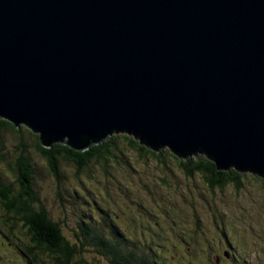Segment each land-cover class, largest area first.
Segmentation results:
<instances>
[{"label":"water","instance_id":"95a60500","mask_svg":"<svg viewBox=\"0 0 264 264\" xmlns=\"http://www.w3.org/2000/svg\"><path fill=\"white\" fill-rule=\"evenodd\" d=\"M0 119L264 178V0H0Z\"/></svg>","mask_w":264,"mask_h":264},{"label":"rangeland","instance_id":"374dc122","mask_svg":"<svg viewBox=\"0 0 264 264\" xmlns=\"http://www.w3.org/2000/svg\"><path fill=\"white\" fill-rule=\"evenodd\" d=\"M19 128V135L11 128L6 129L0 140V155L3 157L0 175L5 182L12 184L17 177L10 168L17 170L15 148L21 139L31 145L35 139L27 128ZM119 142L120 151L114 150L108 172H101L98 166L77 172L74 165L65 163L61 166L60 180H55L46 162L32 152L39 204L53 221L61 224L63 236L69 243L77 244L79 239L84 240L83 257L76 253L72 264H84L83 260L96 256L92 244L97 242L94 237L100 238L99 234L107 237L109 230L101 224L106 220H116L120 224L124 230L121 235L126 240L120 239L124 242L147 240L149 227L142 225L145 219L130 214L134 210V202L142 203L154 214L183 216L179 226L181 232L177 236L166 233L162 238L165 244L159 249H170L158 251L163 254L160 258L162 264H207L214 259L217 254L201 248L199 236L194 231L197 224L207 231L220 227L223 238L227 239L228 245L235 247L236 259L242 264H264V179L246 172L239 188L232 185L211 188L198 173L190 176L183 173L170 153L159 152L163 159L158 162L150 155L140 157L138 150L131 148L123 136ZM159 206L165 209L163 213ZM11 216L0 204V264H29V254L21 251L29 244L26 227ZM93 217L98 218L99 224ZM89 218H93L94 223L89 225ZM82 219L84 227L89 225L93 229L91 237H86L79 229ZM133 223L131 230L128 227ZM241 241L246 245L252 242L259 245L242 250L238 248L243 244ZM143 250L149 254L145 247ZM174 250H185L181 253V260L173 255ZM222 260L227 263L226 258ZM97 264L110 263L100 259Z\"/></svg>","mask_w":264,"mask_h":264},{"label":"trees","instance_id":"16d2710c","mask_svg":"<svg viewBox=\"0 0 264 264\" xmlns=\"http://www.w3.org/2000/svg\"><path fill=\"white\" fill-rule=\"evenodd\" d=\"M24 127V126H21ZM11 128L16 134H20V128H15L10 122L0 119V140L6 129ZM26 128V127H25ZM30 131V130H29ZM18 134V135H19ZM34 143L25 142L21 139L20 145L15 148V154L17 156L16 172L11 171L17 176L15 182L7 183L0 175V204L5 213L12 217L17 222H21L26 227L27 234L29 236V244L27 251L31 255H35L36 252H49L53 254L57 264H70L73 262V257L76 253L83 257L84 240H78L77 244H71L63 236L61 224L58 221H53L49 216L43 205L39 204V198L36 192L35 184V171L33 165L32 152H36L45 162L47 168L54 175L55 180L61 179V166L62 164L69 163L76 167L77 172H81L86 168L98 166L103 173L108 172L110 157L114 154V150H118V144L123 136L127 140L131 148L138 150L140 157L150 155L158 162H162V156L159 152L170 153L174 159V163L188 176L198 173L200 177H204L207 184L214 188L215 186L224 187L232 185L235 188L241 186V182L244 179L246 172H240L233 168L228 170H218L215 164L209 160L206 155H199L198 157L187 156L186 158H180L173 155L168 149L154 152L143 145H140L134 138L130 139L127 135H113L106 139L91 144L86 150L76 151L66 146L65 144L55 143L50 148H44L38 142V138L34 135ZM3 157L0 155V161ZM255 176V175H254ZM15 185V186H14ZM155 196H152L151 200L154 201ZM34 203L37 206L34 207ZM134 210L130 214L141 215L145 218V222L151 226L152 232L159 235L164 228L154 222L160 221L162 214H154L148 207L144 208L142 203L134 202ZM159 211L163 213L165 209L161 206L158 207ZM87 215V214H84ZM156 217V218H151ZM94 218V217H93ZM89 218V225L91 223H98V218ZM181 214H173L175 225H178L182 220ZM16 223V222H15ZM105 227L109 230L107 237L102 234L100 238L94 237L97 241L95 244L96 256L89 260H83L84 264H97L100 259L102 261L109 260L110 264H144L145 256L142 253H136L131 250L129 244L121 239L123 238L122 228L120 224L115 220L110 222L106 220ZM84 227V221L82 219L79 224V229L86 235L91 237L93 229L90 226ZM15 226V224H14ZM122 234V235H121ZM121 238V239H120ZM126 240V238L124 239ZM165 241V240H163ZM257 243H250L247 245L253 246ZM235 247L230 246L228 252L233 257L236 255L233 251ZM239 260V259H238Z\"/></svg>","mask_w":264,"mask_h":264},{"label":"flooded vegetation","instance_id":"af4514ba","mask_svg":"<svg viewBox=\"0 0 264 264\" xmlns=\"http://www.w3.org/2000/svg\"><path fill=\"white\" fill-rule=\"evenodd\" d=\"M137 215V214H136ZM138 219H145L143 218L141 215H137ZM151 218H156V217H152ZM160 221L158 222V220L156 222H154V225H156L157 223H159L160 226H162L164 228V230L159 234L156 235L154 232H152L151 226L149 224H147L146 222H144L142 225L145 227H149L148 228V236L149 238L145 241H141L139 240L138 242H130V240H127L126 242L129 244V246L131 247V250H134L135 252H140V253H144V256L148 257L149 254H145V251L143 250V247L146 248V250H150V251H160V250H165V251H170V249H159L160 246H163L165 244V242L163 241L164 239H162L166 233H170L172 235L177 236L181 231L179 230V226L182 222V220L180 221V223L178 225H175L174 221H172L173 216L169 215V214H162L160 216ZM134 223L129 226V229H133ZM193 227L190 228V230ZM194 231L198 234L199 236V241H200V245L201 248H203L204 251H213V255L217 254L216 256H214V259L207 263V264H242L241 261L237 260L235 257H233L231 254H229L228 250L230 248V245H228L227 243V239L223 238L222 236V229L220 227H218L217 229H213L212 231H207L204 230L202 228L201 224H197V226H194ZM190 241V239H189ZM243 244L239 245L238 248H241L242 250H245L247 248V245L241 241ZM259 244H257L258 246ZM28 246V245H27ZM27 246L24 247V249H21L22 253L27 251ZM193 249L196 250V248L194 247ZM185 252V250H174L173 255L177 256L178 260L182 259L181 253ZM29 254V253H28ZM27 255V254H26ZM28 257H30L29 259V264H57L56 260L53 257V254L49 253V252H42V251H38L35 253V255H27ZM161 256H163V254H161ZM159 253L156 255L154 254L153 260L151 259V261L147 258V260L144 261V264H162L161 260L157 261L156 258L158 259L159 257ZM223 258L227 259V263L222 260ZM196 263V262H194ZM72 264V263H70Z\"/></svg>","mask_w":264,"mask_h":264},{"label":"clouds","instance_id":"9594fccd","mask_svg":"<svg viewBox=\"0 0 264 264\" xmlns=\"http://www.w3.org/2000/svg\"><path fill=\"white\" fill-rule=\"evenodd\" d=\"M21 126H24V125H20V127H21ZM24 127H26V126H24ZM26 128H27V127H26ZM27 129L30 130L29 128H27ZM30 132L33 133L31 130H30ZM33 134H34V133H33ZM34 135L37 136V134H34ZM118 135H119V134H118ZM112 136H113V135H112ZM37 138H38V136H37ZM38 142H39V141H38ZM163 149H164V148H163ZM202 154H203V153H202ZM199 155H201V154H200V153H197L195 156H194V154H191V155H189V156L198 157ZM203 155H204V154H203ZM251 174H252V173H251ZM255 176H257V175H255ZM262 179H264V178H262ZM148 251H149V255H148V257L145 256V260H147V258H148V259L151 261V259L153 260V257H152V256H153L154 254L157 255L158 252H157V251H154V252H153V251H150V250H148ZM136 253H139V254H140V252H136ZM142 254L144 255V253H142ZM145 254H146V253H145ZM159 256H161L160 253H159ZM160 258H161V257H159L158 259L156 258V260L159 261V260H161ZM145 260H144V261H145Z\"/></svg>","mask_w":264,"mask_h":264}]
</instances>
